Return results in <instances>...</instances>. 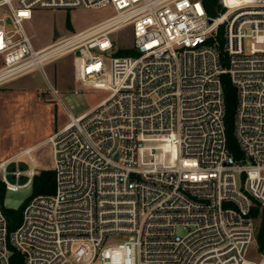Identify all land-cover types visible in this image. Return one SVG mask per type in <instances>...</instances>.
I'll return each instance as SVG.
<instances>
[{
    "label": "built area",
    "instance_id": "obj_1",
    "mask_svg": "<svg viewBox=\"0 0 264 264\" xmlns=\"http://www.w3.org/2000/svg\"><path fill=\"white\" fill-rule=\"evenodd\" d=\"M218 2L209 18L200 0H0V87L46 80L70 55L73 80L108 93L78 117L66 110L47 139L53 193L32 197L12 232L0 205V264H264V250L246 258L252 205L264 212V2ZM106 7L113 16L40 50L23 27L37 9ZM124 28L135 56H116ZM222 75L236 91L238 160ZM29 160L0 162L5 191L32 185ZM117 235L127 239L108 245Z\"/></svg>",
    "mask_w": 264,
    "mask_h": 264
},
{
    "label": "rangeland",
    "instance_id": "obj_2",
    "mask_svg": "<svg viewBox=\"0 0 264 264\" xmlns=\"http://www.w3.org/2000/svg\"><path fill=\"white\" fill-rule=\"evenodd\" d=\"M111 16H113L111 7L102 9L75 8L70 10L37 9L33 11L32 19L25 22L23 27L34 49H38L53 43L57 39L71 36L93 25L99 24ZM111 39L115 42L117 53L120 50L131 49L130 28H124L113 33ZM72 64L73 57L69 55L47 64L44 67L47 78L52 81H50L49 84L59 92V97L62 102L61 104L54 99L58 103L56 112L54 113V122L56 120V122L61 125L68 122L66 110L74 117H78L91 110L108 96V93L103 90L91 89L74 81L72 76ZM55 81L61 85H57ZM21 83L40 86L45 89L40 91L42 96L49 95L54 98L52 93L48 90V84L45 78L39 71L26 75L24 78L18 80L15 85ZM74 92L77 93L75 94ZM19 130H24L25 132L19 133ZM42 135L41 128L33 119H30L28 124L16 126L13 121L0 117V154L5 152L13 153L20 144L43 138ZM170 149L172 148L170 147ZM32 158L34 159L38 172L41 170H51L52 158L50 145L45 144L37 151L33 152ZM18 162L21 163L20 168L22 169H25V166L28 168L32 167V163L28 156L23 157V159L17 161V163ZM22 182H24V180ZM0 183L2 182L0 181ZM31 195V186L21 188L16 192L5 191L3 201L4 207L18 209L25 201L31 198ZM254 206L257 205L253 204L252 207ZM259 212L261 213L262 211L259 209ZM258 221L259 219H255L256 231L259 223ZM126 239L127 237L122 235L113 236L109 239L107 244L122 243ZM246 258L253 262H258L261 259V253L257 245L252 244L248 248Z\"/></svg>",
    "mask_w": 264,
    "mask_h": 264
},
{
    "label": "crops",
    "instance_id": "obj_3",
    "mask_svg": "<svg viewBox=\"0 0 264 264\" xmlns=\"http://www.w3.org/2000/svg\"><path fill=\"white\" fill-rule=\"evenodd\" d=\"M225 1L229 3L264 2V0H225ZM62 39L64 38L57 39L53 43L46 45L44 47H40L37 50L46 48ZM25 76L26 75L18 77L0 87V117H2L3 119H8L9 121L10 120L13 121V123H15L16 126L21 124L24 125L28 124V122H30V119H33L35 120V122H37V124L41 128L43 133L42 135L43 138L34 141L31 140L30 142L20 144L17 147V150L13 153L5 152L0 154V162L10 161L12 163V167L14 166V164L20 166L21 163L20 162L17 163V161H21L25 156H29L32 158V153L37 151L40 147L44 146L46 144L47 139L50 136H52L54 133L59 131L65 125V124L63 125L58 124L56 120L54 122V113L56 112L58 103L56 100H54L55 98L49 95L42 96L40 94V91L45 89H43L40 86H36L32 84L21 83L15 85V83L18 80L24 78ZM46 80L48 83L51 81L47 78V76H46ZM55 82L57 83V81ZM57 85H61V84L57 83ZM23 132L25 131L19 130V133H23ZM28 151H29V155H26V152ZM34 165L36 166L35 162Z\"/></svg>",
    "mask_w": 264,
    "mask_h": 264
},
{
    "label": "trees",
    "instance_id": "obj_4",
    "mask_svg": "<svg viewBox=\"0 0 264 264\" xmlns=\"http://www.w3.org/2000/svg\"><path fill=\"white\" fill-rule=\"evenodd\" d=\"M200 1L209 18H214L217 15V13H219L220 11H224L222 6L219 4L218 0H200ZM116 56L118 57L135 56V51L132 49L120 50L116 54ZM221 82H222V89H223V95L225 99V109H226L224 124H225L227 148L230 154L236 160H238L241 158V152L234 137V116H235L236 103H237L236 91L227 75H222ZM31 187H32L31 198L39 195H48L53 193L54 191L53 172L51 170L40 171L39 174L33 178ZM4 194H5V187L2 183H0V205L8 222V231L12 232L18 227L21 221L23 207L31 198L25 201V203L18 209H9L4 207L3 204ZM250 215L254 219H259L258 221L259 223L256 231V243L259 251L261 252L264 250V212L260 213L258 207L254 206L251 208ZM11 260L13 263L17 264L19 263L20 258L17 254L16 255L14 254Z\"/></svg>",
    "mask_w": 264,
    "mask_h": 264
},
{
    "label": "snow or ice",
    "instance_id": "obj_5",
    "mask_svg": "<svg viewBox=\"0 0 264 264\" xmlns=\"http://www.w3.org/2000/svg\"><path fill=\"white\" fill-rule=\"evenodd\" d=\"M21 15H27V13H21Z\"/></svg>",
    "mask_w": 264,
    "mask_h": 264
},
{
    "label": "bare ground",
    "instance_id": "obj_6",
    "mask_svg": "<svg viewBox=\"0 0 264 264\" xmlns=\"http://www.w3.org/2000/svg\"><path fill=\"white\" fill-rule=\"evenodd\" d=\"M29 152V151H28Z\"/></svg>",
    "mask_w": 264,
    "mask_h": 264
},
{
    "label": "water",
    "instance_id": "obj_7",
    "mask_svg": "<svg viewBox=\"0 0 264 264\" xmlns=\"http://www.w3.org/2000/svg\"><path fill=\"white\" fill-rule=\"evenodd\" d=\"M77 55V54H76Z\"/></svg>",
    "mask_w": 264,
    "mask_h": 264
}]
</instances>
